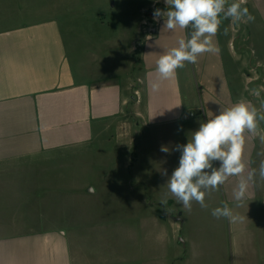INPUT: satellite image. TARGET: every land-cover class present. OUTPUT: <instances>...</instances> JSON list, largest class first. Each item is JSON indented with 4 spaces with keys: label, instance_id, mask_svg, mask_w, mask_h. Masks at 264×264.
Returning a JSON list of instances; mask_svg holds the SVG:
<instances>
[{
    "label": "crops",
    "instance_id": "1",
    "mask_svg": "<svg viewBox=\"0 0 264 264\" xmlns=\"http://www.w3.org/2000/svg\"><path fill=\"white\" fill-rule=\"evenodd\" d=\"M146 1L141 8L135 0H0V264H264V180L258 175L239 207L236 176L206 190V209L191 207L212 215L227 203L240 219L211 216L212 222L189 226V210L178 207L133 230L131 255L119 248V238L113 253L98 255L72 227L31 225L37 209L30 199L61 198L50 182L71 162L69 155L98 141H119L117 126L130 117L132 154L117 167H130V181L141 186L167 183L179 166L176 145L240 101L257 110L256 132L244 133L243 175L258 172L264 161V0L242 5L254 21L221 16L212 38L216 51L185 62L167 80L157 61L191 29H167L163 17L153 19L155 9L167 10L165 0ZM157 222L166 231H158ZM175 245L169 259L158 254L175 252Z\"/></svg>",
    "mask_w": 264,
    "mask_h": 264
},
{
    "label": "clouds",
    "instance_id": "2",
    "mask_svg": "<svg viewBox=\"0 0 264 264\" xmlns=\"http://www.w3.org/2000/svg\"><path fill=\"white\" fill-rule=\"evenodd\" d=\"M245 2L238 0L229 5L227 0H165L167 10L155 9L153 19L159 21L163 17L164 27L169 30L179 27L190 28L191 32L189 38H181L177 47L159 57L156 70L160 77L170 79L177 69L185 66V62L195 64L201 54L216 51L212 38L220 27L221 16L236 22L254 21L255 17L249 13L248 8L242 6ZM259 94L256 91V95ZM261 119H264V115ZM256 129V108L240 101L202 122L186 144L176 145V150L181 153L179 166L174 169L166 185L177 202L191 210L192 202L195 201L206 209V190H219L229 177L236 176L239 180L234 189V200L236 207L241 206L249 182L257 175L264 180V161H261L258 172L254 169L246 177L243 175L244 133L246 130L255 133ZM261 141L264 143V136ZM160 150L169 152L168 147L163 145ZM213 161H219L220 167H213ZM163 174L167 175V172ZM91 192L94 190L91 189ZM211 214L217 219H240L227 203L212 209Z\"/></svg>",
    "mask_w": 264,
    "mask_h": 264
},
{
    "label": "rangeland",
    "instance_id": "3",
    "mask_svg": "<svg viewBox=\"0 0 264 264\" xmlns=\"http://www.w3.org/2000/svg\"><path fill=\"white\" fill-rule=\"evenodd\" d=\"M146 3V0H135V6L141 8ZM130 118L117 126L121 137L119 141L113 140L108 144L98 141L90 148L69 155L71 162L58 168V179L50 182L58 188L61 198L30 199V206L37 209V213L31 215V225L35 222L37 225L39 222H46V225L50 224L47 222H56L67 229L72 227L82 238L86 235L92 241V251L98 255L102 250L113 253L118 248L119 238V248L131 255L134 229H140L142 224L151 221L150 217L157 214L165 216L169 211L182 207L169 192L166 182L155 181L141 186L130 181V167H117V160L121 161L132 154ZM150 184L152 189L149 188ZM196 205L199 204L193 201L192 206ZM184 216L189 226L192 223L212 222V215L197 211L189 210ZM157 223L160 225L158 231H166L167 225ZM174 248H178V245ZM170 250L167 248V251L158 254H166L169 259L178 249L175 252Z\"/></svg>",
    "mask_w": 264,
    "mask_h": 264
},
{
    "label": "trees",
    "instance_id": "4",
    "mask_svg": "<svg viewBox=\"0 0 264 264\" xmlns=\"http://www.w3.org/2000/svg\"><path fill=\"white\" fill-rule=\"evenodd\" d=\"M190 32H191V30H190ZM190 32H189V36H190Z\"/></svg>",
    "mask_w": 264,
    "mask_h": 264
},
{
    "label": "built area",
    "instance_id": "5",
    "mask_svg": "<svg viewBox=\"0 0 264 264\" xmlns=\"http://www.w3.org/2000/svg\"><path fill=\"white\" fill-rule=\"evenodd\" d=\"M256 94V93H255Z\"/></svg>",
    "mask_w": 264,
    "mask_h": 264
}]
</instances>
